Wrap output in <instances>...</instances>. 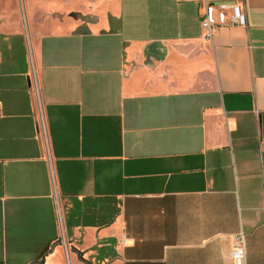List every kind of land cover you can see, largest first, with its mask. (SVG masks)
I'll use <instances>...</instances> for the list:
<instances>
[{
	"label": "crops",
	"instance_id": "obj_1",
	"mask_svg": "<svg viewBox=\"0 0 264 264\" xmlns=\"http://www.w3.org/2000/svg\"><path fill=\"white\" fill-rule=\"evenodd\" d=\"M76 1L0 0V264H264V0Z\"/></svg>",
	"mask_w": 264,
	"mask_h": 264
},
{
	"label": "built area",
	"instance_id": "obj_2",
	"mask_svg": "<svg viewBox=\"0 0 264 264\" xmlns=\"http://www.w3.org/2000/svg\"><path fill=\"white\" fill-rule=\"evenodd\" d=\"M218 9L221 13L228 17L227 23L213 24L210 21L209 13L207 12L205 21L202 24V29L204 30V38L211 41L213 39L214 32L219 27L230 26V27H240L248 28L247 16L243 4H220ZM32 77L34 93L38 103V109L40 110V121L42 135L45 140H47V130L44 121V116L42 114L41 100H40V90L38 86L37 74L35 72V67H32ZM123 244L127 243L126 237L123 239ZM232 259L235 264H245L246 262V237L243 233L238 234L233 242L232 249Z\"/></svg>",
	"mask_w": 264,
	"mask_h": 264
},
{
	"label": "rangeland",
	"instance_id": "obj_3",
	"mask_svg": "<svg viewBox=\"0 0 264 264\" xmlns=\"http://www.w3.org/2000/svg\"><path fill=\"white\" fill-rule=\"evenodd\" d=\"M76 4H81L78 0L75 2V5ZM130 4V0H127V1H125V0H122V7L123 6H125V9H126V7H127V10H128V12H127V17H128V19H130V17L131 16H129L130 15V12H131V10H132V8H131V6L129 5ZM127 5H129V6H127Z\"/></svg>",
	"mask_w": 264,
	"mask_h": 264
}]
</instances>
